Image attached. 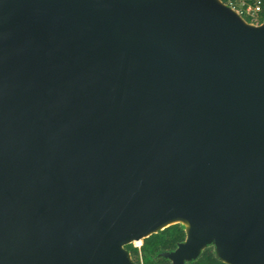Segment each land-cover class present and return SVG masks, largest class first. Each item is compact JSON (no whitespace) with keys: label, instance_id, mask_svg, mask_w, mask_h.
I'll list each match as a JSON object with an SVG mask.
<instances>
[{"label":"water","instance_id":"1","mask_svg":"<svg viewBox=\"0 0 264 264\" xmlns=\"http://www.w3.org/2000/svg\"><path fill=\"white\" fill-rule=\"evenodd\" d=\"M264 264V22L222 0H0V264Z\"/></svg>","mask_w":264,"mask_h":264},{"label":"trees","instance_id":"2","mask_svg":"<svg viewBox=\"0 0 264 264\" xmlns=\"http://www.w3.org/2000/svg\"><path fill=\"white\" fill-rule=\"evenodd\" d=\"M228 6L243 10L248 5H254L256 0H222ZM242 1L245 2L242 5ZM261 2V11L256 19L245 13L240 15L251 24H262L264 22V0ZM186 239L185 227L182 224L171 225L164 230L145 238L140 246L134 243L128 244L125 248L129 251L136 264H171L170 260L163 256V253L174 251L178 245ZM186 264H225L215 254L213 245L207 246L200 256Z\"/></svg>","mask_w":264,"mask_h":264},{"label":"built area","instance_id":"3","mask_svg":"<svg viewBox=\"0 0 264 264\" xmlns=\"http://www.w3.org/2000/svg\"><path fill=\"white\" fill-rule=\"evenodd\" d=\"M245 2L242 1V5H244ZM261 2L259 0H256L254 5H248L246 6L243 10L241 9V11L238 9L236 10L239 14L240 12L245 13L248 16H251L252 18L256 19L259 15V12L261 11ZM234 9V8H233ZM140 246V245H137Z\"/></svg>","mask_w":264,"mask_h":264},{"label":"bare ground","instance_id":"4","mask_svg":"<svg viewBox=\"0 0 264 264\" xmlns=\"http://www.w3.org/2000/svg\"><path fill=\"white\" fill-rule=\"evenodd\" d=\"M135 243H137V244H141V241H138V242H135Z\"/></svg>","mask_w":264,"mask_h":264},{"label":"rangeland","instance_id":"5","mask_svg":"<svg viewBox=\"0 0 264 264\" xmlns=\"http://www.w3.org/2000/svg\"><path fill=\"white\" fill-rule=\"evenodd\" d=\"M141 243H142V242H141ZM134 244H135L136 246H137V245H141V244H137V243H134Z\"/></svg>","mask_w":264,"mask_h":264}]
</instances>
